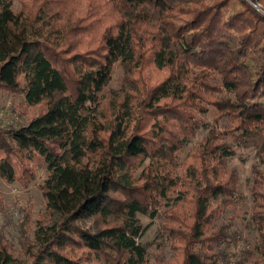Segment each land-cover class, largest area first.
Segmentation results:
<instances>
[{"label":"trees","instance_id":"obj_1","mask_svg":"<svg viewBox=\"0 0 264 264\" xmlns=\"http://www.w3.org/2000/svg\"><path fill=\"white\" fill-rule=\"evenodd\" d=\"M11 3L0 0V89L37 110L0 125V177L24 185L41 168L45 210L22 238L23 258L0 242V264L225 262L233 138L258 161L248 182L255 244L234 264L250 253L264 264V0ZM71 21H85L74 34L94 46L64 51ZM114 63L119 83L105 88ZM209 106L229 124L205 122ZM161 209L157 234L172 251L165 259L157 243L149 261L136 213Z\"/></svg>","mask_w":264,"mask_h":264},{"label":"rangeland","instance_id":"obj_2","mask_svg":"<svg viewBox=\"0 0 264 264\" xmlns=\"http://www.w3.org/2000/svg\"><path fill=\"white\" fill-rule=\"evenodd\" d=\"M11 8L15 10L19 7L21 0H11ZM80 3V1H78ZM258 6V5H257ZM263 11V10H262ZM78 14V13H77ZM81 15H72L77 18ZM71 21V33L63 39L64 51L73 52L74 50H85L89 46H94L95 43L87 36H78L74 34L78 31L85 21L77 24ZM67 54V53H66ZM120 67L118 63H114L111 68L110 79L106 82L105 88H116L120 79ZM22 95L18 92L13 93L8 90L0 89V125L15 124L23 122L36 112L35 105L30 107L22 103ZM202 119L216 126L229 124V121L224 117L215 115V110L209 106L208 110L201 116ZM207 125L202 124L195 131L193 138L189 140L180 151V158L190 150L192 144L197 142L206 132ZM236 139H230L229 142L233 145L234 152L228 157L227 166L234 167L238 174L237 194L234 198V204L226 207L222 212L219 221L223 220L228 223L229 231L234 235V241H228L226 244L225 262L218 261L217 264H234L241 250H252L255 241L256 229L249 218L251 208V200L248 189V182L251 177V164L257 163L255 156V148L251 145L242 146ZM44 171L41 168H36L34 178L26 184H19L17 181H4L0 177V242L4 243L14 254L20 258L24 257L22 253L21 242L22 238H32V230L36 227L37 220L42 218L44 213V202L42 194L38 188V182L43 177ZM171 202V198L167 200ZM163 209L153 217H148L137 212L136 216L142 223V229L137 240L144 244L147 248V258L152 260L153 255L158 250L157 243L163 246L164 258L167 259L172 251L168 242L165 239L159 241L157 227L163 219ZM253 255L247 256V264H259ZM246 257V255H245Z\"/></svg>","mask_w":264,"mask_h":264}]
</instances>
